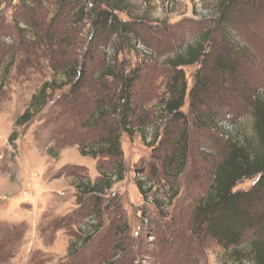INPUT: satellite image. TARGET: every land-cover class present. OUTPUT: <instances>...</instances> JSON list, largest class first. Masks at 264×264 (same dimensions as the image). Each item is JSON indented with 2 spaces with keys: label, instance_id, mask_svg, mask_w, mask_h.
I'll return each instance as SVG.
<instances>
[{
  "label": "rangeland",
  "instance_id": "1",
  "mask_svg": "<svg viewBox=\"0 0 264 264\" xmlns=\"http://www.w3.org/2000/svg\"><path fill=\"white\" fill-rule=\"evenodd\" d=\"M217 1L125 0L118 17L141 26L111 45L90 41L86 23L74 26L81 10L57 0H0V264L231 263L229 249L196 228L194 216L227 139L252 133V94L264 100V15L239 29L247 60L236 82L204 108L214 118L210 127L196 123L188 98L186 122L170 125L157 118L171 74L166 59L214 25ZM85 2L92 6L96 0ZM222 35L218 27L212 39L220 44ZM114 57L127 75L138 73L134 135H121L124 180L103 194H87L83 183L101 180L113 164L80 153L82 144L101 135L81 125L96 109V88H82V96L64 108L69 88L61 90L63 68L77 59L96 79ZM198 69L185 68L188 89ZM54 80L46 108L16 127L33 96ZM139 117H147L149 127L141 129ZM159 125L164 135L166 128L165 144H159L165 136L155 143ZM183 148L181 169L172 158ZM256 180H243L236 191L251 190ZM94 226L100 229L87 241Z\"/></svg>",
  "mask_w": 264,
  "mask_h": 264
},
{
  "label": "trees",
  "instance_id": "2",
  "mask_svg": "<svg viewBox=\"0 0 264 264\" xmlns=\"http://www.w3.org/2000/svg\"><path fill=\"white\" fill-rule=\"evenodd\" d=\"M124 2L125 0H96L95 4L89 6L85 0L78 3L57 0L62 7L81 10V15L77 12L75 14L74 26L86 23L91 34L90 41L111 45L116 42V38L131 34L135 26H141L124 22L118 17L119 12H125L122 8ZM214 10V25L194 41L180 46L172 57L166 59V67L171 74L166 81L165 96L158 105L157 118L161 122L167 121L170 125L186 122L188 115L183 108L188 98L190 113L196 118V123L210 127L214 118L206 115L204 108L213 97L223 93L242 74L243 62L247 60L248 52L239 40V29L244 24L260 21L264 9L260 0H218ZM133 23L139 24L141 20L135 19ZM218 27L223 30L220 44L212 39ZM119 48L117 45L118 50ZM192 66H199V69L193 86L188 89L184 70ZM137 75L138 73L127 75L119 68L116 57L109 60L96 79L87 75L85 66L77 59L63 68L65 81L60 87L61 90L69 88V93L63 95L64 108L76 102L73 98L82 96L79 93L82 88H88L89 85L96 88V109L81 120V125L87 130H99L101 135H96L88 144H82L84 146L80 147V153L94 158L105 157L113 164L109 171H102L101 180L93 184L83 183V187L81 185L87 194H103L105 190L112 188L113 182L124 180L120 140L122 134L134 135L136 110L132 104V94ZM56 86L57 81L54 80L41 87L24 114L16 121V127L26 125L46 108L48 92L55 90ZM2 93L0 88V99ZM251 98L249 112L252 117V133L247 137L238 135L227 139L207 194L200 200L194 216L196 228H201L202 232L219 245L229 249L231 263L224 264H264V100L255 94ZM68 103L71 105H67ZM205 115L208 117L205 118ZM137 122L142 126L141 129L149 127L147 117H139ZM160 131L161 125L156 129L155 143L165 136L159 141V144H165L166 128L165 135L164 131ZM185 135L184 132L176 138L175 146H179ZM15 139L14 133L10 140L14 142ZM85 148L92 149V153H88ZM185 155L183 148L182 152L176 153L172 158V163L178 162L182 169ZM253 178L257 180L251 190L236 191L243 180ZM99 229L94 226L93 231L89 230L87 241ZM243 245L247 248H242Z\"/></svg>",
  "mask_w": 264,
  "mask_h": 264
}]
</instances>
